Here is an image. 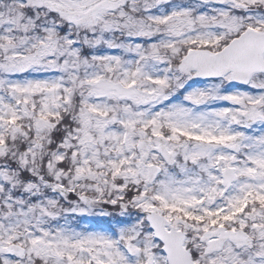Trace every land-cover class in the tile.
<instances>
[{"label": "snow or ice", "instance_id": "obj_1", "mask_svg": "<svg viewBox=\"0 0 264 264\" xmlns=\"http://www.w3.org/2000/svg\"><path fill=\"white\" fill-rule=\"evenodd\" d=\"M0 264H264V0H0Z\"/></svg>", "mask_w": 264, "mask_h": 264}]
</instances>
